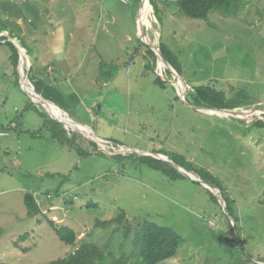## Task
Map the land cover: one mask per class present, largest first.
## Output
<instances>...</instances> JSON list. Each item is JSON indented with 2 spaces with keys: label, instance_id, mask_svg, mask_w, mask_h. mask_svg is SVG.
Instances as JSON below:
<instances>
[{
  "label": "rangeland",
  "instance_id": "374dc122",
  "mask_svg": "<svg viewBox=\"0 0 264 264\" xmlns=\"http://www.w3.org/2000/svg\"><path fill=\"white\" fill-rule=\"evenodd\" d=\"M176 1L0 0V264H47L82 243L128 255L124 227L138 222L182 238L159 264H264V1L239 0L235 15L206 20L184 17ZM10 38L25 48L21 85ZM159 40L180 80L160 62L149 68L147 43ZM30 77L54 83V113ZM200 86L242 116L204 107ZM119 213L127 222L95 227Z\"/></svg>",
  "mask_w": 264,
  "mask_h": 264
},
{
  "label": "trees",
  "instance_id": "16d2710c",
  "mask_svg": "<svg viewBox=\"0 0 264 264\" xmlns=\"http://www.w3.org/2000/svg\"><path fill=\"white\" fill-rule=\"evenodd\" d=\"M238 2L239 0H177L175 4L184 17L196 20H206L207 15L214 10H218L226 16L235 15L239 7ZM1 32L2 31H0V33ZM3 40L4 38H0V41ZM3 44L7 45L9 48V61L14 68L16 82L18 81L19 84L16 72L19 55L12 43L5 41ZM21 48L25 49L24 46H21ZM158 48L162 57L175 70L174 65L177 63V57L174 53L164 46L160 40ZM148 55L152 59L149 68L154 71L156 68V57L150 50H148ZM166 71L167 75H170L172 78L171 72L168 69H166ZM30 81L36 93L40 94L41 97L49 103L58 105V98L54 96L52 85H47L42 80H35L34 78L30 79ZM154 83L161 89H165V84H167L159 77H156ZM195 90L196 97L208 103L209 106L204 107L224 109L222 106L215 105V99L218 97V94L213 92L209 87L200 86ZM196 106L200 107V105ZM176 164L182 166L177 162ZM24 203L28 209V215L32 216L37 214L38 209L32 197L26 196L24 198ZM123 222H127L126 216L124 213H119L115 218L110 220L97 221L95 227L106 229L113 224L120 226ZM55 232L62 243L74 245L76 235L72 230L68 228H60L55 229ZM131 232H133L131 239L132 250L128 255L121 253V255L117 257L111 251L105 252L94 244L82 243L71 254L47 264H159L165 260L173 258L183 242L182 238L172 229L158 226L151 222H138L134 227L125 226L123 238L126 240ZM20 239L26 240L27 236L24 235Z\"/></svg>",
  "mask_w": 264,
  "mask_h": 264
},
{
  "label": "water",
  "instance_id": "95a60500",
  "mask_svg": "<svg viewBox=\"0 0 264 264\" xmlns=\"http://www.w3.org/2000/svg\"><path fill=\"white\" fill-rule=\"evenodd\" d=\"M148 2H149V0H148ZM3 34V32H1L0 33V36ZM158 38H159V35H158ZM158 38H157V42H158ZM10 40V42L13 44V46L16 48V50H17V53H18V55H19V61H18V71H19V85H21V83H20V80H21V73H20V66H21V59H22V53H21V47L18 45V44H16L14 41H13V39H9ZM147 45H148V47H149V49H150V51L154 54V56L156 57V70L158 69V63L160 62L166 69H168L170 72H171V74H172V79L174 80L176 77L180 80V77L177 75V73L174 71V69L167 63V61L162 57V55H161V53H160V51H159V48H155V46H152L151 44H149V43H147ZM156 73H157V71H155ZM176 75V77L174 76V75ZM160 76H161V74H159ZM25 79H27V78H25ZM161 79H162V81H166V82H168L171 86H173L175 89H176V92H177V95H178V97H179V99L181 100V102H183L186 106H189V104H187L186 103V101H185V99H184V92H183V90H179L178 88H177V86L175 85L176 84V82H174L173 80H168V79H165V78H162L161 77ZM28 80V79H27ZM182 83H183V81H182ZM23 88V87H22ZM31 89H32V91H33V93H34V95H36L37 97H39V99H40V101L41 102H43V103H49L48 101H46L44 98H42L41 97V95L40 94H38V93H36L35 91H34V88L33 87H31ZM24 90V89H23ZM24 92L25 93H27L25 90H24ZM27 94H29V93H27ZM33 99V98H32ZM36 102V101H35ZM41 102H39V103H41ZM42 103V104H43ZM55 106V105H54ZM44 107V106H43ZM189 107H191L192 109H195V110H197V111H202V112H205V111H210V110H206V109H204V108H201V109H199V108H197V107H194V106H189ZM58 108V107H57ZM60 110V109H59ZM236 109H231V110H228V109H222V110H217V111H221L223 114H225V115H227V116H230V117H235V118H240L239 117V113H236L237 111H235ZM47 111V110H46ZM77 131V130H76ZM104 151V150H103ZM127 152H135V151H130V150H126ZM174 166H176V165H174ZM176 167H178V166H176ZM178 168H180V167H178ZM184 171V173L186 174V175H188L189 177H191V178H194V177H192V176H190L191 174L192 175H194L192 172H189V171H186V170H183Z\"/></svg>",
  "mask_w": 264,
  "mask_h": 264
},
{
  "label": "bare ground",
  "instance_id": "6f19581e",
  "mask_svg": "<svg viewBox=\"0 0 264 264\" xmlns=\"http://www.w3.org/2000/svg\"><path fill=\"white\" fill-rule=\"evenodd\" d=\"M146 9V11L148 10L147 8H145ZM148 12L149 11H147V15H148ZM149 17V16H148ZM177 88L179 89V85L177 86ZM24 89V88H23ZM180 90V89H179ZM30 92V89L28 88V86H27V92ZM31 93V92H30ZM35 100V99H34ZM38 101H40V99L38 100ZM41 102V101H40ZM43 103V102H42ZM43 104H46L45 106L47 107V109L49 110V112H51V113H54L55 111V106L53 105V104H50V103H43ZM58 109V108H57ZM61 113V112H60ZM62 115V114H61ZM63 116V115H62ZM239 116H242V115H239ZM62 118V117H61ZM67 118V116L66 117H64V119H66ZM70 122V121H69ZM73 125V124H72ZM71 125V126H72ZM76 125V124H75ZM73 128H75L74 126H72ZM87 131V130H86ZM89 131V130H88ZM84 133V132H83ZM89 137V136H88Z\"/></svg>",
  "mask_w": 264,
  "mask_h": 264
},
{
  "label": "crops",
  "instance_id": "0c3cea01",
  "mask_svg": "<svg viewBox=\"0 0 264 264\" xmlns=\"http://www.w3.org/2000/svg\"><path fill=\"white\" fill-rule=\"evenodd\" d=\"M76 45V47H77V43L75 44ZM67 56H69V57H71V58H74V57H76V55H74V53L73 52H71V50H68V53H67ZM66 57V56H65ZM51 72V70L50 69H48L47 71H46V73L48 74V73H50ZM47 77H49L48 75H47ZM44 78H46V77H43V79ZM54 83H50V84H47V85H53ZM60 109V108H59ZM61 110V109H60ZM62 111V110H61ZM63 112V111H62ZM64 113V112H63ZM66 115V114H65ZM96 141L98 142V141H101L100 139H97L96 138ZM126 149V148H125ZM127 150H130V151H135V150H133V149H127ZM114 151H118V150H114Z\"/></svg>",
  "mask_w": 264,
  "mask_h": 264
},
{
  "label": "built area",
  "instance_id": "2783aa9c",
  "mask_svg": "<svg viewBox=\"0 0 264 264\" xmlns=\"http://www.w3.org/2000/svg\"><path fill=\"white\" fill-rule=\"evenodd\" d=\"M121 3H123V4H127V2H128V0H119ZM11 127H14L13 126V124H11ZM1 135H5V133H0V136ZM104 150H106L105 148H103ZM112 152L113 151H108L107 153H109V154H112ZM115 152H117V151H115ZM119 152H121V151H119Z\"/></svg>",
  "mask_w": 264,
  "mask_h": 264
}]
</instances>
